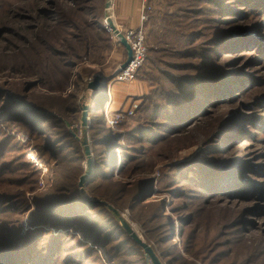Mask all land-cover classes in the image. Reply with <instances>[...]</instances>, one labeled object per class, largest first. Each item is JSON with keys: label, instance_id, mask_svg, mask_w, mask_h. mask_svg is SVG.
<instances>
[{"label": "trees", "instance_id": "trees-1", "mask_svg": "<svg viewBox=\"0 0 264 264\" xmlns=\"http://www.w3.org/2000/svg\"><path fill=\"white\" fill-rule=\"evenodd\" d=\"M166 3L163 32H153L157 45L151 49L153 56H150L140 77L149 83L151 93L137 116L121 124V129L124 125L125 128L115 135L102 126L100 119L92 115L89 108L93 175L87 181V191L93 201L102 198L117 209H129L133 213V220L145 229L147 244H151L164 264L176 261L173 257L166 262V254L161 251V246L169 241L171 243L172 236L175 239L178 225L182 227L186 252L189 255L195 252L196 255L188 264H216L218 259L211 258L213 250L204 242L206 235L210 238L209 232L199 230L198 219L204 220L210 206L218 203L220 198L233 195L232 192L235 194L231 198H243V191L236 192V188L245 179V164L241 165L229 157L240 150V144L252 141L258 135L257 128L264 132V92L244 105L255 87L258 88L256 92L264 88L256 86L258 80L244 70L237 72L234 67L231 68L237 60L235 58L244 57L245 54L263 57L264 37L255 27L235 28L230 32L220 27L230 25L232 22L229 21L237 16L241 18L245 13H255L262 14L261 27L264 28V0H166ZM258 9L260 11L257 12ZM97 28L101 35L107 36L103 22L100 21ZM5 33L6 30H1L0 35ZM162 37L166 47L156 48ZM78 40L80 43L69 46L67 52L52 50V54L63 62L68 71L99 53L98 42L92 41L90 36L81 35ZM103 42L106 62L117 42L108 36ZM31 51L35 55L38 53ZM230 57L233 59L227 66L223 60ZM28 59L5 61L9 75H37L34 60ZM252 62L258 67L263 65L259 59ZM38 77L37 83L47 86L43 74ZM61 87L59 89L64 90V86ZM28 91L29 86L22 89L9 83L0 86V98L4 97L5 100L1 102L0 111V184L5 176L13 175L19 169L14 166L15 161L5 164L2 159L13 154L21 161L22 150L17 145L27 143L25 131L31 138H45L37 151L42 159L50 154L56 160L55 178L52 188L39 195L33 205L20 193L0 196L1 217L16 214L21 218L26 212L34 211L27 222L30 228L24 234L18 218L16 229L11 233L6 232L1 238L0 253L11 247L14 250L6 252L9 253V257L5 258L7 262L0 260V264H60L55 257L64 248L73 253L69 256L72 257V264H81L80 261L90 258L97 264L101 261L96 254L97 247L104 248L110 261L115 264L139 263L133 261L136 258L143 261L142 248L128 236L115 214L106 206L87 200L78 187L80 165L85 160L84 149L63 120L57 117L68 120L72 126L68 116L71 113L74 114L73 120L80 124L81 115L77 108L71 110L66 106V100L55 98L39 100L35 97L30 103ZM100 94V98L107 99L105 86ZM93 101L96 102V99ZM239 103L245 109L243 113L254 115H230L218 120V125L211 117L219 107ZM210 119L214 121L211 134L193 159L169 167L158 180L151 178L128 185L120 184L114 178L115 173L117 176L125 172L130 176L136 175L147 156L155 155L151 147L186 136V133L207 124ZM21 127L24 129L21 130ZM116 151L119 152L118 156ZM26 167V178L34 184L29 188L32 192L37 187L39 175L29 166ZM108 186L118 188L111 192ZM103 187L107 190L98 194ZM157 187L172 203L171 208L176 216L173 226L165 215V199L158 203H146L155 195ZM143 209L146 211L143 212ZM236 227V223L225 226L215 238L224 239L233 235ZM87 246L91 248L82 252ZM14 258L18 261L14 262ZM68 259L61 264H67Z\"/></svg>", "mask_w": 264, "mask_h": 264}, {"label": "rangeland", "instance_id": "rangeland-1", "mask_svg": "<svg viewBox=\"0 0 264 264\" xmlns=\"http://www.w3.org/2000/svg\"><path fill=\"white\" fill-rule=\"evenodd\" d=\"M140 1L138 26L132 27L133 23L130 20L128 21V18H126L127 21H125V24L122 22L124 19L121 16L122 14L119 13L117 0H0V32L1 30H6L5 34L0 35V86L4 85V83L17 85L18 88L21 89L24 87L28 88L29 86L27 95L30 103H32L31 101L35 97L39 100L47 98H55L56 100L63 99L66 100V106L71 108V110L77 108L81 116V108L88 106L91 108L90 113L92 115H97L102 126L105 127L107 131L111 130L113 134L116 135L120 130L125 128L124 125V128L121 129V124L137 116L145 99L151 93L149 83L142 81L141 78L147 61L150 56H153L150 51L157 45L153 39V32L156 34H162L163 32L162 20L164 19V12L167 9V3L166 0H154L151 3L152 9L147 14L148 20L143 24L145 30L144 35H146L145 45L147 48V58L144 65L138 70L135 78L129 82H114L112 80V76L116 70L120 69L121 65L126 61L127 52L121 43H118L120 40L115 33L106 30L109 34H107L108 38L116 41L117 44L112 50L110 57L108 56L105 62L103 54L106 50L104 48L105 43L103 39L107 38V36L99 33L97 24L101 21L105 27L107 18H110L115 27L119 29L123 35L132 29H137L141 26V15L143 14L142 9L144 6V0ZM258 11H260V9H258L257 12ZM237 13L239 14V12ZM238 14H234V16ZM229 22L232 23L230 25H223L220 27L221 30L230 32L234 31L235 28L246 29L255 27L257 32L261 33L264 37V28L261 27L262 14L245 13L241 18L237 16ZM26 28H28V30H26ZM16 35H18V37H16ZM81 35L90 36L92 41L98 42L99 53H97L96 56L84 59L81 64L68 71V69L63 66V62L52 54V50L56 49L58 52L69 51V46H77L80 43L78 39ZM160 41L161 43H159L156 48H165L166 45L163 41V37ZM31 50L38 51L37 55ZM91 51L92 55L93 49ZM25 57L34 60L35 67L39 73L37 72V75H22L15 73L10 76L5 61L8 59L23 61ZM45 57H47V60H45ZM232 59L233 57L225 58L223 63L228 66L232 62ZM235 59L237 60H235L236 62L234 65H231V68L234 67V70L237 72L244 70L246 74L258 80L256 86L264 88V55L262 57L257 54L251 55L248 53L245 54L244 57ZM257 59L261 60L263 64L262 67L253 65L252 60ZM46 61L47 63H45ZM157 68L160 69V66H157ZM40 74H43L47 81V86L37 83ZM67 75L68 78L66 79ZM95 83L98 84L94 85ZM32 84L37 85L31 88L30 85ZM61 85L64 86V90L59 89V87L62 88ZM104 86L107 88V99L100 98V91ZM93 88H96L95 93L93 92L94 90H92ZM255 88L256 89L247 96L244 102L245 106L254 100L253 97L256 95L261 96V92H264V89L256 92L258 88ZM94 99H96V102L93 101ZM2 100L5 101L4 97L2 99L0 98V111ZM112 103L117 104L119 109L113 113L109 111ZM129 107L135 109L133 115L127 117L119 124L117 129H112L107 122L106 116L109 115V117L112 118L117 112L128 110ZM244 110L245 109H243L240 103L228 105L214 110L211 117L214 118L218 125L219 121L230 115L233 117V115L244 116L243 114H252L249 112L243 113ZM53 114L57 116V113L53 112ZM68 114L72 121V126L68 120L60 116L57 117L63 120L72 134L74 133L82 139L83 129L81 123H76L73 120L74 114ZM213 123V119H210L207 124L186 133V136L179 137L168 144L163 143L158 147H151V151L154 152L153 154L155 155L152 157L150 155L147 156L146 162L141 165L140 171L137 172L136 175L130 176V173L128 174L125 172L117 176L115 173L114 178L118 179L120 184L128 185L151 178L154 180L160 179L162 174L169 167L189 161L200 152L201 146L208 140L211 134ZM89 126L90 119L88 121V127ZM21 128V130L24 129L23 127ZM250 130L252 131L253 129ZM256 131L258 135H256L252 141H244L238 147L240 150L229 157L230 160L235 162L238 161L241 165L245 164L244 169L246 171L244 173V178L246 180L244 179L241 181L240 186L236 188V192L243 191V193H241L243 198H231L235 194L234 192H232L233 195L231 196L220 198L217 200L218 203L215 202L210 206V210H208L205 219H198L197 222L200 223L199 230L206 229V231L209 232L210 238L206 235L204 242H207V244L210 245L209 248L213 250L210 255L211 258L218 259L215 262L216 264H264V132L263 129L259 128H257ZM25 134L27 136V143L24 145L23 143L17 145L18 148L22 150L20 151L21 156H23L21 157V161L13 154H9L6 158L2 159V163L5 164L15 161L14 166L19 167V169L14 171L13 175L10 174L3 178V182L0 184V196L20 193L23 197L28 198L33 205L39 195L45 192L47 193L52 188L55 178L54 165L56 164V160L50 154L45 155V159L40 157L37 148L39 145L44 144L45 138L41 136H33L31 138L26 131ZM151 151L149 150L148 154H150ZM116 155L118 156L119 152L116 151ZM23 164L25 165L23 166ZM26 166H29L32 171H37L39 175L37 187L32 192L29 188L34 184L31 183V179L26 178ZM80 166L81 175L78 178L79 181L87 170L86 156ZM15 180L17 183H15ZM87 187H89L88 184L86 185L85 192H81L87 200L94 202L92 196L87 191ZM107 188L111 192H114L118 187L108 186ZM105 190L107 189L103 187L98 194L103 193ZM164 199L167 201L165 215L169 224L173 226L176 216L171 208L172 203L168 202L169 199L166 198L165 194H162L160 187L155 189V195L150 197L146 203H158ZM98 200L109 203L102 198ZM110 205L117 209L113 204ZM117 210L125 215L127 221L133 225L137 233L148 243L145 240V229L133 220V213L127 208ZM142 211L144 212L146 210L143 209ZM33 212L34 211L30 210L22 215L21 218L16 214L5 215L3 217L0 216V246L3 243L1 240V238L4 237L3 235H5L6 232L11 233L16 229L18 218L21 220V230L23 234L30 228L27 226V222ZM235 223L237 227L235 228V232L232 233L233 235L227 236L224 239L215 238L221 232L222 228ZM178 228L179 229L175 231V239L173 238L174 236H172L170 238L171 243L170 241L164 243V246H161V251L166 254V262L171 261L174 257L176 261L172 264H188L196 255L195 252H192L190 255L186 252L184 248V237L181 232L182 227L178 225ZM219 242H222V245H217ZM90 248L91 246H87L81 251L86 252V250ZM64 249L65 250L62 249L57 254L55 260L57 263L61 264L66 258H69L67 264H72V257L70 258L69 256H72L73 253L69 252L67 248ZM9 250H14V248L11 247L0 253L1 261L7 262L5 258L9 257V253H6ZM175 251L177 253H175L176 256L174 254ZM96 254H98L101 260L97 264H115L110 261L104 248L97 247ZM142 258L143 261H139L138 258L133 261L139 262L135 264H151L145 253ZM160 259L164 263L161 257ZM92 260L93 258H90L89 260L80 262L81 264L83 262V264H85V262L93 263ZM17 261L18 260L14 258V262Z\"/></svg>", "mask_w": 264, "mask_h": 264}, {"label": "water", "instance_id": "water-1", "mask_svg": "<svg viewBox=\"0 0 264 264\" xmlns=\"http://www.w3.org/2000/svg\"><path fill=\"white\" fill-rule=\"evenodd\" d=\"M110 2V1H109ZM109 7V4H108ZM107 22L109 23L110 27L114 30L115 34L117 35L118 39L120 40L121 45L125 48L127 52V59L126 61L121 65V70H124L127 68V66L132 61V49L130 45L127 43L125 37L123 34L117 31L115 25L113 24V21L110 18H107ZM98 83H95L94 85H97ZM93 86V84H92ZM82 116H81V127L83 129V138H79L76 134L73 133V135L80 141L81 146L84 149V153L87 159V170L85 173L81 176L79 181V188L82 192H85L87 180L93 175V152L91 147V140L89 136V129L88 127V121H89V107L84 106L81 108ZM95 205H103L109 208L115 216L120 221L121 226L125 230V232L130 236V238L138 244L142 249L143 252L148 256L151 264H164L162 260L160 259L159 255L155 252V250L152 248L151 245L147 244L143 238L137 233V231L133 228V225H131L127 219L125 218V215H123L119 210L115 209L112 205L105 201H94L92 202Z\"/></svg>", "mask_w": 264, "mask_h": 264}, {"label": "built area", "instance_id": "built-area-1", "mask_svg": "<svg viewBox=\"0 0 264 264\" xmlns=\"http://www.w3.org/2000/svg\"><path fill=\"white\" fill-rule=\"evenodd\" d=\"M154 0H144V6L142 9V15H141V26H139L137 29H132L125 33L123 36L125 37L127 43L130 45L132 49V61L127 66L126 69L121 70L118 69L112 76V80L115 82H129L133 80L138 72V70L144 65L146 58H147V48L145 45V35H144V22H147L148 20V12L151 11V3ZM105 29L113 31L114 30L108 25V23H105ZM117 29V28H116ZM119 31V29H117ZM120 32V31H119ZM115 33V32H114ZM121 33V32H120ZM116 35V34H115ZM117 36V35H116ZM135 108V104H134ZM133 107H129L128 110H123L117 112L115 115L109 117L107 115V122L112 127V129H117L119 124H121L127 117H130L133 115L135 109Z\"/></svg>", "mask_w": 264, "mask_h": 264}, {"label": "crops", "instance_id": "crops-1", "mask_svg": "<svg viewBox=\"0 0 264 264\" xmlns=\"http://www.w3.org/2000/svg\"><path fill=\"white\" fill-rule=\"evenodd\" d=\"M140 4V0H117V7L119 13L122 14L121 16L124 19L122 22H124V24L125 21H127L126 18H128V21L130 20L133 23L132 27L138 26ZM110 106L109 111L112 113L119 110L118 105L115 103H112Z\"/></svg>", "mask_w": 264, "mask_h": 264}, {"label": "bare ground", "instance_id": "bare-ground-1", "mask_svg": "<svg viewBox=\"0 0 264 264\" xmlns=\"http://www.w3.org/2000/svg\"><path fill=\"white\" fill-rule=\"evenodd\" d=\"M111 20H112V19H111ZM118 32H119V31H118ZM100 77H101V76H100ZM101 78H102V77H101ZM96 88H97V87H96ZM96 88H93V89H92V90H94V91H93L94 93H95V91H96V90H95ZM133 228H134V227H133ZM134 229H135V228H134ZM135 230H136V229H135Z\"/></svg>", "mask_w": 264, "mask_h": 264}]
</instances>
